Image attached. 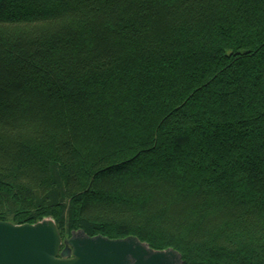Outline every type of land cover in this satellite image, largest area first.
Listing matches in <instances>:
<instances>
[{
	"label": "trees",
	"instance_id": "trees-1",
	"mask_svg": "<svg viewBox=\"0 0 264 264\" xmlns=\"http://www.w3.org/2000/svg\"><path fill=\"white\" fill-rule=\"evenodd\" d=\"M49 218L264 264V0H0V221Z\"/></svg>",
	"mask_w": 264,
	"mask_h": 264
},
{
	"label": "water",
	"instance_id": "water-1",
	"mask_svg": "<svg viewBox=\"0 0 264 264\" xmlns=\"http://www.w3.org/2000/svg\"><path fill=\"white\" fill-rule=\"evenodd\" d=\"M0 264H184L175 249L157 251L140 238L113 240L74 231L63 239L54 219L36 225L0 221Z\"/></svg>",
	"mask_w": 264,
	"mask_h": 264
},
{
	"label": "rangeland",
	"instance_id": "rangeland-1",
	"mask_svg": "<svg viewBox=\"0 0 264 264\" xmlns=\"http://www.w3.org/2000/svg\"><path fill=\"white\" fill-rule=\"evenodd\" d=\"M66 238V237H65ZM68 239V238H67Z\"/></svg>",
	"mask_w": 264,
	"mask_h": 264
}]
</instances>
